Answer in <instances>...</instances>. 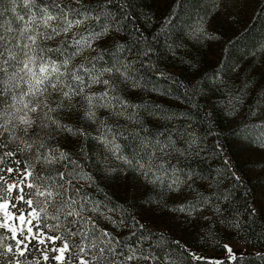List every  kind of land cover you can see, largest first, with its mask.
<instances>
[{"label": "trees", "instance_id": "trees-1", "mask_svg": "<svg viewBox=\"0 0 264 264\" xmlns=\"http://www.w3.org/2000/svg\"><path fill=\"white\" fill-rule=\"evenodd\" d=\"M259 1L254 6L255 17L244 31L243 26L235 23L232 25L234 28L225 37L218 32L215 34L214 40L218 42L217 53L221 58L212 60L207 58L208 49L204 50L202 33H199L197 28L201 20L205 24L208 15L216 7V0H82L83 4L96 8L93 15L100 11H111L115 20H120L125 15L128 19L119 33L113 24L107 36L94 41L92 48L74 56L72 67L81 63L88 64L90 61L97 67H110L117 60L121 64L130 63L132 67L129 69V76L132 79L122 80L118 73L105 74L102 77L115 79L116 91L113 95L137 107L123 109L124 116H118L116 113L122 108L118 100H113L114 107H109L108 110L113 113L114 118L107 116L101 120L104 121V125L99 121L95 132L94 126L85 123L86 120L82 116L85 108L69 111L66 107L54 114L63 124L91 128L93 133L89 136L94 139L106 126L112 127L114 131L119 130L116 142L121 145L122 153L128 156L133 153L136 134L139 133L141 136L146 134L144 127H147L153 136L163 132L164 135L159 137L161 140L171 136L174 141L173 147L183 152L181 155L173 151L169 155L175 156L173 165L178 169L177 176L183 182L195 179L208 186L210 191L207 196L217 203L224 227L231 230L237 242L244 243L247 248L254 250L248 253L238 251L237 260L232 264H264V215L255 205L252 185L248 184L240 172L238 162L232 158V146L236 140L245 145L264 144V127H254L262 122L249 118L252 117L251 111L259 108L258 98L264 94V89L257 91L256 94L247 84L248 72L255 69L257 57L251 58L253 59L251 65L248 63L245 69L235 67L240 58L258 55L260 49L264 47V0ZM58 2L71 4V0ZM72 7L79 5L73 4ZM95 24L96 21L90 19L81 28L73 31L79 38L80 34L87 35V30ZM217 30L224 31L220 26ZM240 30L242 31L239 35L235 34V31ZM71 37L72 33L68 37H57L44 46L56 48L62 42L70 44ZM121 44L133 46L131 50L119 49L117 45ZM147 49H151V52L143 55ZM74 51L75 46H71L65 54ZM60 59H63V56ZM261 66H264L262 61L259 64V67ZM105 88L104 85L98 95L103 93ZM76 99L77 97L73 103ZM82 103L86 104L85 101ZM105 110L107 109L103 107L96 109L97 121L107 114ZM157 111L159 114L154 115L153 113ZM129 115L134 119H128ZM46 132L51 137L50 139L45 137L48 145L68 153L70 158L77 160L80 165V168L74 169L70 164L63 167L65 162H61L54 166L56 169L66 172L82 170L93 177L90 182L73 183L82 192L87 193L91 200L100 202L104 215L96 216L102 217L104 221L105 216L111 217L117 222V226L114 227L111 221L107 220L109 227L103 226L115 237L125 240L135 231L137 235L131 237V241H136L141 235L148 237L151 234L150 238L141 241L140 245L146 251L159 252L161 256L169 249H175L171 241L179 240L192 253L205 258L195 261L185 254L182 257L183 264H207L208 260L224 261L228 264V256L217 258L205 255L207 251L216 255L223 254L224 245L228 241L221 237L214 224L206 229L210 239L204 238L200 241L203 252H199V249L178 238L170 230L147 224L141 220L135 208L124 199L118 198L103 184L98 170H93L100 168V165L94 162L103 154L96 139L90 143L88 137L86 139L81 137V142L76 145L77 147H73L69 139L72 135L57 131L55 127L47 129ZM6 150H0V154ZM26 155L28 153H18L15 157L4 158L5 163L0 164V167L22 168ZM17 159L21 161L20 165L15 163ZM225 161L229 163L226 164ZM48 167L44 164L37 165V171L46 172ZM233 173L241 177L242 184L235 181ZM0 175L5 176L9 182L20 179L15 172L11 176L6 171L0 172ZM88 183H91V187ZM194 200L193 203L199 202L198 199ZM110 208L112 211H109ZM121 220L124 221L123 224L119 223ZM236 223H239V228L235 226ZM43 231L48 235L60 234L57 231L49 232L45 227ZM0 234L5 235L3 230H0ZM161 236L166 237L169 243L158 245L157 241ZM76 241L79 242L78 238L74 243ZM172 254L178 255L175 251ZM30 258L44 264L39 252L35 258L32 253ZM49 264L55 262L50 260ZM140 264L148 262L141 261ZM154 264H160V261H155Z\"/></svg>", "mask_w": 264, "mask_h": 264}, {"label": "snow or ice", "instance_id": "snow-or-ice-1", "mask_svg": "<svg viewBox=\"0 0 264 264\" xmlns=\"http://www.w3.org/2000/svg\"><path fill=\"white\" fill-rule=\"evenodd\" d=\"M73 4L79 7H72ZM94 12L96 8L83 4L82 0H71V4H63L58 0H0V150L7 149L0 154V164L5 163L4 158L28 153L22 168L0 167V172L6 171L9 176L15 172L20 177L9 182L0 175V230L8 233L0 234V264H40L39 260L29 259L34 251L40 253L44 264H49L50 260L55 264H140L141 261H147L148 264H154L155 261H160V264H183L182 257L185 254L195 261L204 260L179 240L171 241L175 249H169L161 256L159 252L146 251L140 245L151 234L148 237L141 235L136 241H131V237L137 235L135 231L125 240L115 237L93 218L104 215L100 202L91 200L87 193L73 183L90 182L93 177L82 170L66 172L54 167L61 162H65L63 167L70 164L74 169L80 168V165L68 153L47 144L45 137L51 138L47 129L55 127L57 131L85 139L90 135L83 127L63 124L54 115L66 107L69 111L75 109L79 102L72 103L74 98L81 97L86 102L87 107L82 116L94 124L98 119L96 109L114 107L113 100H118L122 108L116 113L118 116H124L123 109L137 107L113 95L116 91L115 79L101 80L105 74L112 73H118L125 81L132 79L129 76L130 63L121 64L117 60L110 67H97L90 61L72 67L74 56L92 48L94 41L107 36L113 24L119 33L128 19L125 15L115 20L111 11H100L93 15ZM90 19L95 20L96 24L87 30V35L80 34L77 38L73 30L81 28ZM203 25L204 21L201 20L197 31L208 35ZM70 33V44L62 42L56 48L44 46L57 37H68ZM71 46H75V51L66 55V50ZM132 46L117 45L119 49L129 50ZM149 52L151 49H147L143 55ZM61 56L63 59H60ZM100 83L106 86L103 93L85 94L86 88ZM256 114L255 110L251 111L252 116ZM127 118L134 119L132 115ZM100 124L104 125V121H100ZM254 127H264V122ZM144 132L146 134L142 136L136 134L131 156L124 155L121 145L116 142L119 130L114 131L112 127L106 126L95 139L115 160L137 176L152 177V183L162 182L161 177L171 171L174 178L167 187L178 190L182 183L180 177L175 176L178 169L164 157L173 151L181 155L183 152L173 147L171 136L161 140L159 137L164 135L163 132L153 136L147 127H144ZM15 163L20 165L21 161L17 159ZM40 164L49 166L46 172L37 171V165ZM233 178L243 183L235 173ZM88 186L91 187V183ZM195 209L196 205L191 204L188 207L181 206L179 210L185 212ZM104 218L111 221L114 227L117 226L111 217ZM48 220L54 223L48 225ZM119 223L123 224L124 221ZM41 224L49 232L57 231L60 234L48 235L41 230ZM235 226L240 227L239 223ZM77 238L79 242L74 243ZM167 243L164 236L157 241L158 245ZM224 249L228 264L237 260L238 254L228 244L224 245ZM173 251L178 255L174 256ZM207 264L225 262L208 260Z\"/></svg>", "mask_w": 264, "mask_h": 264}, {"label": "rangeland", "instance_id": "rangeland-1", "mask_svg": "<svg viewBox=\"0 0 264 264\" xmlns=\"http://www.w3.org/2000/svg\"><path fill=\"white\" fill-rule=\"evenodd\" d=\"M259 0H216L215 8L210 13L204 24V31L208 35H202V43L205 48L208 49V59H219L221 55L217 53V43L214 40L215 34L218 32L221 36L227 35L234 27L235 23L245 28L253 21L255 17L254 6L257 5ZM218 26L222 30L218 31ZM240 31H235V34L239 35ZM216 54V55H215ZM251 56V55H250ZM246 56L240 58L236 63V68L241 70L248 66L253 59L256 58V66L253 72L249 73V79L247 84L250 85L254 92L264 89V66L259 67L260 62H264V47L260 49L258 55ZM251 60V61H250ZM251 65V64H250ZM242 72V71H241ZM254 72H259L255 74ZM245 75V72H243ZM246 79L248 78L245 76ZM254 77V78H252ZM106 79L101 77V80ZM254 81V82H253ZM103 83L93 84L91 87L85 89V94H96L103 88ZM77 97V109L86 108V104L82 103V99ZM259 108L256 110V116L249 117L255 119V121L264 122V94L258 98ZM73 103V102H72ZM105 116H101L97 123L107 116L114 118L112 112H109L106 108ZM97 113V112H96ZM98 116V115H97ZM86 120V119H85ZM85 123L94 126V132L97 130V123H92L90 120H86ZM85 130L92 134L91 128H85ZM69 136V135H68ZM73 147L81 142V137L72 136L69 138ZM90 143L95 142L94 138L88 136L87 139ZM102 150V155L96 159L94 164H99L100 168L93 170L99 173L104 185H106L118 198L124 199L132 208H135L140 215L141 220L147 224L159 226L170 230L178 238L183 241L192 244L199 249V252L204 250L201 248L200 241L204 238H209L206 229L209 225L214 224V227L218 229L222 238L228 240L227 243L235 253H248L253 252V249L247 248L244 243L237 242L231 230L224 227L222 222V216L218 209V205L214 200L208 198V192L210 191L208 186L195 179L189 182H183L180 184L178 190L173 191L169 189L167 185L174 178L173 173L169 171L167 175L161 177V181L152 183V177L142 178L128 169L121 162L115 160L110 153L105 152L103 146L98 145ZM232 158L238 162L240 172L244 178L248 181V184L252 185L254 190L255 205L260 209L264 215V144L245 145L240 141L233 142ZM76 153V152H75ZM107 157V159H105ZM167 162L173 165L175 156H166ZM164 157V159L166 158ZM175 176L177 174L175 173ZM86 187V186H84ZM175 188V185L173 186ZM206 196V198H204ZM198 199V203H193ZM205 199L207 202H205ZM191 204L196 205L195 211L181 212L179 209L181 206L188 207ZM92 215V214H90ZM94 219L103 227L108 225V221H104L102 217L94 216ZM51 220L46 221L48 225L51 224ZM53 223V222H52ZM43 224H41V230L43 231ZM8 235V233H5ZM210 239V238H209ZM77 240V239H76ZM75 243H78L76 241ZM51 247V246H50ZM34 258L38 255V252H33ZM206 256H215L217 258L226 257L227 253L213 254L211 251L205 253ZM31 260V258H30ZM34 260V259H33Z\"/></svg>", "mask_w": 264, "mask_h": 264}]
</instances>
